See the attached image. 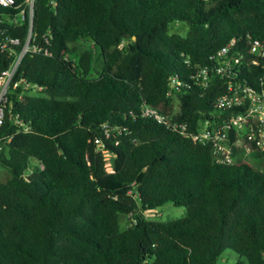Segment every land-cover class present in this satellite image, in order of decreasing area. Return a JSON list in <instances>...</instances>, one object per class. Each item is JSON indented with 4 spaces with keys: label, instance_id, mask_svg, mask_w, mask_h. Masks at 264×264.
<instances>
[{
    "label": "trees",
    "instance_id": "1",
    "mask_svg": "<svg viewBox=\"0 0 264 264\" xmlns=\"http://www.w3.org/2000/svg\"><path fill=\"white\" fill-rule=\"evenodd\" d=\"M176 23L185 34L169 33ZM0 30L22 39L26 26ZM33 31L43 50L25 55L15 80L42 93L10 91L0 126V264H219L227 250L264 264V152L247 155L257 166L236 148L217 164L211 145L141 113L146 103L190 134L220 120L215 103L232 85L258 88L261 64L242 61L206 87L196 74L231 40L243 58L248 37L264 41V0H35ZM90 44L104 58L96 77ZM12 59L0 50V72ZM31 159L39 171L26 175ZM167 202L185 215L142 214ZM120 214L133 217L124 230Z\"/></svg>",
    "mask_w": 264,
    "mask_h": 264
},
{
    "label": "built area",
    "instance_id": "2",
    "mask_svg": "<svg viewBox=\"0 0 264 264\" xmlns=\"http://www.w3.org/2000/svg\"><path fill=\"white\" fill-rule=\"evenodd\" d=\"M34 2L35 0H24L23 4L15 5L14 0H0L1 8L14 7L15 10L14 14L0 17V23L11 27L26 26V33L22 39L0 30V50H6L9 54H13L10 65L0 72V126L3 123L5 108L9 102L10 91L20 86L22 88L20 97L24 94L41 95L42 93L41 86L31 84L24 79L15 80L25 55L39 53L43 50L35 41L33 31ZM248 39V48L244 51L250 55L248 58H243L239 52L234 55L230 54L231 48L235 46V41L231 40L211 57L217 66L212 69L202 68L198 71L196 74L197 83L206 87L211 82L212 74L222 76L241 65L242 61L245 62L246 66L261 64L264 68V41L250 37ZM44 40L47 43V40ZM15 47H19V49L16 50ZM44 54L47 55V51H44ZM172 85H178L176 77L172 78ZM214 108L220 120H205L194 133L190 134L187 133L185 124L170 120L146 103H143L141 113L156 123L173 131H178L183 136H190L194 143L211 145L212 159L217 164L233 163L235 161V148L243 151L245 155L254 150L264 152V74L258 88L240 83L232 85L228 94L219 98ZM235 109L240 110L236 111ZM17 121L19 122V120ZM109 132L110 129L104 126L105 137L109 136ZM94 144L103 156L105 171L112 173L113 155L105 148L101 139L96 138Z\"/></svg>",
    "mask_w": 264,
    "mask_h": 264
},
{
    "label": "rangeland",
    "instance_id": "3",
    "mask_svg": "<svg viewBox=\"0 0 264 264\" xmlns=\"http://www.w3.org/2000/svg\"><path fill=\"white\" fill-rule=\"evenodd\" d=\"M186 30H187V27L185 25L176 23L170 27L169 33H171V34L172 33L185 34ZM75 46H76L77 51H78V50H81L85 46V43L79 42ZM89 47L93 50V54H94L93 76L96 77V76H98V74L101 71V68L103 67L104 58H103V55L101 54L100 49L98 47L93 46L91 44L89 45ZM239 155H240L241 159L244 158L242 152L241 153L239 152L238 156ZM243 160H245V159H243ZM247 161L250 164L256 165V166L260 164L259 159H253V158L248 157ZM38 167H39V163L36 160L31 159L26 175H30L34 172H38L39 171ZM136 213L139 214V211H137ZM142 214L148 220L156 221V222H164V221H168V220H174V219L182 218L185 215V208L182 206H174L172 203L167 202V203H165V204H163V205H161V206H159L153 210L144 211ZM118 220H119L120 228L122 230H124L131 225V223L133 222V217L120 214L118 216ZM239 259L243 260L234 252L227 250L222 255V257L219 259V264H237V261Z\"/></svg>",
    "mask_w": 264,
    "mask_h": 264
},
{
    "label": "crops",
    "instance_id": "4",
    "mask_svg": "<svg viewBox=\"0 0 264 264\" xmlns=\"http://www.w3.org/2000/svg\"><path fill=\"white\" fill-rule=\"evenodd\" d=\"M239 152H240V153L242 152V154H243V156H244L243 159H246V160L248 159L247 155H245V154L243 153V151H241V150H237V152H236V159L243 160V159H241L240 155L238 156Z\"/></svg>",
    "mask_w": 264,
    "mask_h": 264
},
{
    "label": "water",
    "instance_id": "5",
    "mask_svg": "<svg viewBox=\"0 0 264 264\" xmlns=\"http://www.w3.org/2000/svg\"><path fill=\"white\" fill-rule=\"evenodd\" d=\"M133 39H135V38L133 37Z\"/></svg>",
    "mask_w": 264,
    "mask_h": 264
},
{
    "label": "bare ground",
    "instance_id": "6",
    "mask_svg": "<svg viewBox=\"0 0 264 264\" xmlns=\"http://www.w3.org/2000/svg\"><path fill=\"white\" fill-rule=\"evenodd\" d=\"M12 11V10H11ZM11 27V26H10Z\"/></svg>",
    "mask_w": 264,
    "mask_h": 264
}]
</instances>
